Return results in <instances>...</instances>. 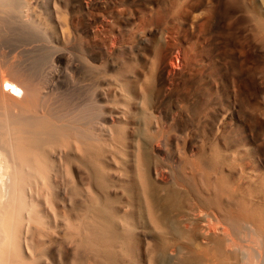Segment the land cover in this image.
<instances>
[{"label": "bare ground", "instance_id": "6f19581e", "mask_svg": "<svg viewBox=\"0 0 264 264\" xmlns=\"http://www.w3.org/2000/svg\"><path fill=\"white\" fill-rule=\"evenodd\" d=\"M102 1L0 0V264H264L262 211L208 182L186 198L168 186L169 174L158 164L163 147L192 145L165 133L189 128L188 111L219 92L212 78L200 81L194 44L178 42L170 24L155 42L159 32L151 25L162 17L154 10L167 0L143 1L152 15L139 22L131 41L108 28L133 19L123 9L94 14ZM182 1L186 24L193 16L197 31L226 32L227 93L241 100L244 128H250L252 101L264 89V60L250 65L252 55L264 52L252 33L256 22L264 28V0ZM40 2L45 24L38 17L44 8L35 14ZM63 4L72 8L69 22L61 19ZM208 43L200 45L206 56L213 49ZM133 60L141 66L130 67ZM65 88L72 97H62ZM122 146L137 150L138 190L128 194L112 189L116 176L103 167V153ZM136 211L148 217L150 232H132Z\"/></svg>", "mask_w": 264, "mask_h": 264}, {"label": "rangeland", "instance_id": "374dc122", "mask_svg": "<svg viewBox=\"0 0 264 264\" xmlns=\"http://www.w3.org/2000/svg\"><path fill=\"white\" fill-rule=\"evenodd\" d=\"M71 1L62 0L63 3L65 2L69 3ZM143 1L144 0H135V1L119 0L118 2V0L117 1L107 0L106 2V0H104L101 3L102 5L101 4L95 5L94 10L92 11L96 15L98 14L101 15L104 13L103 15L107 16L109 15V13L111 14V11L123 12L124 10H126V12L124 11L126 13L124 15L125 18L128 16V18H126L127 20L128 19L130 20L133 19V20L130 23L124 22L123 24L119 22H118L119 24H117V22H111V25L108 28V30L111 31H109L110 33L109 32L108 33L109 34L112 33L114 34V32H116L117 34L119 33V36L122 39V41H126V40L131 41L134 37L135 32L137 31V25L139 24V22L140 21H144L145 23L149 22V16L152 15L151 14L152 12L148 8H146L147 10L144 8L145 3ZM162 2L163 3H161V5H159V7L156 10H154L155 13H157L159 16L162 17V19L160 22L157 23L154 22L151 25V27H156L159 32L156 33L155 35V42L157 41L161 42V40L163 41L164 30L169 31L168 25L170 24L171 31L175 29L173 32L171 31L170 32L173 34V37L174 36L177 37L174 38L178 42H185L186 45L188 44L191 46H193V44L195 46L198 43L196 47L193 46L192 48L195 55L194 66L200 72V81L205 82L206 80V83L209 84L210 82L208 80L212 78L219 85V89H218L219 92L216 94V99L212 100L206 105L205 104L202 105L200 109L198 108L197 111L196 110L188 111V115L190 114L189 116L192 118L191 121L194 124L190 125L189 128L182 131L176 130V128L175 129L172 128L171 130L165 133L164 137L167 135L168 137H170V139L171 138H174L175 140L179 139L180 142H182L186 138L189 140V142L192 143V145L187 144L185 146L182 143H180L179 145L175 143H171L167 147H163L159 152L161 155L157 161L158 164L162 166L169 174L168 186L171 185L172 187L177 188L182 192V195L187 198L190 197L192 193H197L201 190V188L203 189L204 187H206V183L208 182L212 188L214 186H221L224 187L227 192H231L232 190H234L232 192L235 193L237 198H239L240 200L244 199L245 202L252 204L254 208H256V210L262 211L261 213H264L263 212L264 211V89L260 90L252 101V106L250 107V109L253 112L254 117L250 119L252 123L251 124L248 123V125H251V127L244 128V124H247V122H243L244 119L241 118L242 117L241 115H243L242 113L243 104H241L240 99H234V98L231 99L229 97V94L227 93L229 90V83H228V78L226 76H228L230 72H228L227 69H225L224 67L226 60H224L225 56L222 52L224 48L222 47L223 44L221 43L223 42V38L221 36H223V34L226 36L227 35L226 32H223L222 29L221 30L216 29L208 32L207 31L203 32L199 30L197 31V29L194 27V25H192L191 22L193 20V16H191V20L189 21L188 24L184 22L183 11L185 9L184 8L185 6L187 8V4H184L186 2H183L182 0H167V2L166 1H162ZM39 6L40 7L38 8V10L36 9L37 7H35L33 11L35 12L36 9L37 12L35 14L38 16L42 14V12L40 13V8L42 11L45 10L41 17L38 16L39 18L42 19V21L45 24V21L48 18L47 10L44 7L43 3L40 2ZM97 6H99V8ZM180 6L182 8H179ZM65 7L66 6L63 4L61 19H63L64 22H69L68 20L69 18H71V14L73 15L71 10L72 8L69 7L70 9L69 11L67 10L68 8ZM129 8L131 9L129 10ZM138 8L140 11H138ZM98 10L100 11V13ZM145 10L147 11V13ZM199 12H206V10L201 9L199 10ZM260 14L261 12L260 11L258 12V7L256 8L254 6V17L256 20L260 19ZM129 16H131L132 18ZM169 19L170 20L173 19L174 21L172 20V22L170 23ZM111 21L113 20L111 19ZM132 22L133 24H131ZM174 22L176 24H172ZM256 24L258 23L256 22L252 26V33H254L256 36L255 42L264 47L263 44L264 28L263 29L260 27L258 28L256 27ZM180 26H182V29L180 28ZM185 27L187 28L185 31H187L189 28L188 30L189 34L185 32L187 35H185L184 33ZM254 28L255 29L258 28L257 29L258 33L256 32V30H254ZM178 29L179 31L182 30L180 34L177 32ZM156 36L158 38H156ZM198 38L204 41L203 42L201 40L199 41ZM190 39L192 42H189ZM207 41L209 42L208 46L211 49L213 48L210 53V56H206L205 54H202L200 49V47ZM62 43L64 45L67 44L64 43V41H62ZM67 46L71 47L72 49V46H70V44L69 45L67 44ZM228 48L232 49L233 47L231 44H229ZM263 56H264V52L263 53L260 52V54H258L257 52V54L255 53V55H252L251 58L253 60H251L250 58V60L252 61L250 65L256 67L258 64H261V61L264 60ZM118 57L119 59H123V60L125 59L126 52L123 47L118 52ZM140 62L141 61L138 62L136 60H133V62H129L130 64L132 63L131 65L129 64V66L132 68L138 66L140 67L141 66ZM225 71L228 72L226 73V75H225ZM235 72H237V70H235ZM69 82L70 84L72 83L71 80H69ZM67 89L69 88H65L64 91H66ZM66 92H64L62 97H67V98L72 97V91H69L67 95ZM182 104L187 105L188 103L182 102ZM232 105L236 106L237 108V109L235 108L236 112L238 110V113H236L235 116L234 115L231 116ZM187 119L189 118L187 117ZM212 122L213 124L217 122L216 123L217 125L215 124L214 128L212 127V125H210ZM129 135L130 134H126V135L119 134L118 137L120 136V138L124 139V141L125 140L129 141L130 138H132ZM136 153L137 150H135L134 148L131 147L124 148V146H122V148L108 149L106 152L103 153L102 156H104L105 159V164L103 167L105 168V170L110 171L112 174H114V176H116L114 181L112 182V186H111L112 189H117L119 192L122 191V193L124 194L125 192L128 194L131 191V189H133V191L137 189V187H135L136 186L135 182L138 181V175L134 161ZM118 177L123 178L124 181L123 182L122 180L118 181L117 180ZM178 179H179L178 182L183 183V185L180 186L176 184L177 183L176 181ZM164 191L162 190V192ZM162 194H165V192ZM125 203L128 205V207L130 206L129 201L127 199ZM137 207L138 206L136 204L135 210H139V207L138 208ZM185 209H187V205ZM136 213H138L137 216ZM177 213H178L177 210H175L174 214L176 215ZM141 217L142 215H140L139 212L136 211L134 215V218L136 219H134L133 222L130 223L131 224L130 228H132L133 231L130 230L129 232L131 231L150 232V228L146 227L144 223V221H146L148 217H146L145 220H143L144 218ZM132 239H133L132 243L135 249L136 248L135 246L138 244L136 243L138 240L135 237ZM158 239L163 240L166 239V237L160 236L158 237Z\"/></svg>", "mask_w": 264, "mask_h": 264}]
</instances>
